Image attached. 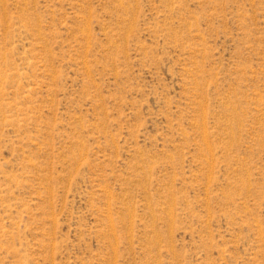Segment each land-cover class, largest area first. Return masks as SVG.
<instances>
[{
	"label": "rangeland",
	"instance_id": "374dc122",
	"mask_svg": "<svg viewBox=\"0 0 264 264\" xmlns=\"http://www.w3.org/2000/svg\"><path fill=\"white\" fill-rule=\"evenodd\" d=\"M0 264H264V0H0Z\"/></svg>",
	"mask_w": 264,
	"mask_h": 264
}]
</instances>
